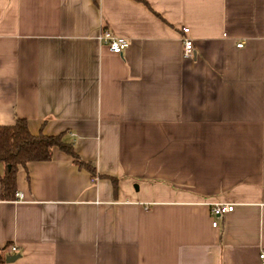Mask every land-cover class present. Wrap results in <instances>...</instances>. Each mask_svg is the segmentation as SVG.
<instances>
[{
  "label": "crops",
  "instance_id": "obj_1",
  "mask_svg": "<svg viewBox=\"0 0 264 264\" xmlns=\"http://www.w3.org/2000/svg\"><path fill=\"white\" fill-rule=\"evenodd\" d=\"M17 118L96 176L57 148L20 167L0 264H261L264 0H0V125ZM215 202L233 208L213 226Z\"/></svg>",
  "mask_w": 264,
  "mask_h": 264
},
{
  "label": "trees",
  "instance_id": "obj_2",
  "mask_svg": "<svg viewBox=\"0 0 264 264\" xmlns=\"http://www.w3.org/2000/svg\"><path fill=\"white\" fill-rule=\"evenodd\" d=\"M57 148L70 157L79 167L87 169L92 176L96 170L81 160L72 143L65 141L64 133L47 135L32 134L25 119L17 118L12 125H0V187L1 197L12 199L16 191V173L30 161H47Z\"/></svg>",
  "mask_w": 264,
  "mask_h": 264
},
{
  "label": "built area",
  "instance_id": "obj_3",
  "mask_svg": "<svg viewBox=\"0 0 264 264\" xmlns=\"http://www.w3.org/2000/svg\"><path fill=\"white\" fill-rule=\"evenodd\" d=\"M189 30L188 27H184L182 31L184 33H187ZM97 39L99 42L109 48L110 51L116 54H121L129 45V41L126 37L117 35L110 29L106 27H100L99 33L97 36ZM183 55L185 57H191L192 52H193V44L192 40L189 37H183ZM237 47H242L243 42H238ZM16 200L21 201L23 200V195L22 193H16ZM233 208V205L230 203H224V202H215L212 205L211 208V214L214 218L212 221V225L216 226L217 225V218L221 217L223 214L231 211ZM14 249V247H13ZM259 260L261 264H264V249H262L259 252Z\"/></svg>",
  "mask_w": 264,
  "mask_h": 264
},
{
  "label": "water",
  "instance_id": "obj_4",
  "mask_svg": "<svg viewBox=\"0 0 264 264\" xmlns=\"http://www.w3.org/2000/svg\"><path fill=\"white\" fill-rule=\"evenodd\" d=\"M18 256H19V254H14V255H11V256L7 257L6 260L7 261H12V260L16 259Z\"/></svg>",
  "mask_w": 264,
  "mask_h": 264
}]
</instances>
